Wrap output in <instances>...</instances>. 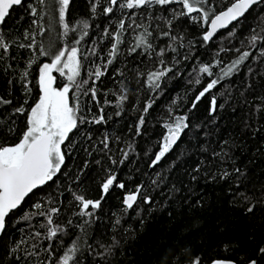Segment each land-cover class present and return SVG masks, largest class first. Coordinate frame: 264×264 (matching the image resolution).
I'll return each mask as SVG.
<instances>
[{
	"label": "trees",
	"instance_id": "1",
	"mask_svg": "<svg viewBox=\"0 0 264 264\" xmlns=\"http://www.w3.org/2000/svg\"><path fill=\"white\" fill-rule=\"evenodd\" d=\"M32 2L25 0L24 7H14L5 23L0 25V35L10 45L8 54L0 52L5 56L0 60V95L11 99L15 106L26 98L29 104H33L39 94L35 79L38 69L36 65L27 68V62L38 51V45L31 50L18 48L19 44L29 43L24 39L26 30L36 32L38 44L51 42L54 48L71 44L73 38L80 39L79 32L61 38L56 12L53 13L56 19H53L51 30L39 35L27 8ZM228 2L212 0L213 10H223ZM89 5L90 0H71L68 14L69 20L84 19L90 25L88 35L76 45L80 55L87 56L82 61L79 77L89 81L83 89L89 88L94 79V76L89 77V72L96 66L103 70L107 59L111 58L112 41L104 35V30L107 28L114 33L121 18L126 26L132 23L129 19L132 13L127 9L122 12L117 8L109 16L100 14L93 18ZM173 9L179 11L176 5L168 6L167 10L154 6L147 10L151 15H141V10H133L135 22L142 27L133 25L123 33L118 56L96 82L97 100L91 99L90 92L83 94V89L79 95L77 115L90 121L100 114L102 107L105 122L80 124L75 133L70 134L72 148H65L69 155L63 171L67 175L60 177L59 186L53 184L38 190L7 217L6 230L0 237V264H41V261H47L48 253L43 251L48 244L46 228L41 227L46 224V219L42 216H35L30 221L18 218L25 212H32L34 202L46 201L48 197L55 203H45V209L61 208L60 215L54 220L68 232L63 237V244L53 241L59 246L53 249L52 264L77 238L81 264H188L186 250L202 257V264H210L214 259L247 264L248 260L258 258V249L264 246V111L257 113L255 108L264 98V57L259 55L264 41L252 49L247 45V37L253 27L264 24L258 19L264 15V5L254 6L241 20L207 43L202 41L207 25H202L200 17L173 19ZM97 11L102 13V6ZM167 20L172 24L168 25ZM145 28L152 37L145 35ZM162 32H169V36L162 37ZM138 36L151 40L155 52L164 49V55L161 57L143 47L129 54ZM171 36L177 37L176 41H172ZM169 44L176 51L173 52ZM93 48L97 55L90 51ZM243 51H250L253 55L239 66L238 71L224 76V71ZM36 58L38 63L49 62L48 57ZM160 59L165 61L163 65L159 63ZM200 66H210L213 75L199 73ZM165 67H171L172 71L159 81L160 87L153 90L148 74ZM25 70L30 72L26 81L20 79ZM197 74L201 79L199 85L195 84ZM53 75L58 78V86L67 83L66 78L59 77L58 73ZM212 79L219 81L217 86L196 102L199 91ZM23 83H28L32 89L30 95H25ZM70 96L75 99V90ZM119 96L126 99L118 103ZM213 96L217 100L215 111L211 105ZM150 101L152 107L148 113H142V108ZM193 102L196 103L194 108ZM11 108L12 105L7 106L9 114ZM142 114L145 123L141 134L136 135V125ZM177 116H186L189 127L184 129L173 149L157 165L150 166L167 133L164 124L172 123ZM12 119L16 120L18 130L25 127L24 116L17 115ZM105 136L108 137V149H104L102 143ZM12 140L14 137L8 142ZM124 152H128L127 159ZM109 156L117 163L113 164ZM109 170L115 172L118 182L124 183L126 188L113 186L90 218V223L83 224V220L89 218L74 215L76 206L72 193L99 199L101 182ZM225 172L228 175L221 178ZM77 176L79 179H74ZM141 185L142 195L150 197L152 203L145 204L140 198L132 210L124 211L125 194ZM250 205L255 208L248 213L246 209ZM68 220L75 223L69 226ZM76 223L83 224V229L76 227ZM36 232L41 235L35 237ZM113 237L119 245L113 248L112 254L95 259L96 253L103 251L100 244L111 245ZM20 241L24 243L14 255L20 256L21 260L9 259L10 248ZM34 244L38 247L33 248ZM27 251L40 255L25 260ZM259 264H264V259H259Z\"/></svg>",
	"mask_w": 264,
	"mask_h": 264
},
{
	"label": "snow or ice",
	"instance_id": "2",
	"mask_svg": "<svg viewBox=\"0 0 264 264\" xmlns=\"http://www.w3.org/2000/svg\"><path fill=\"white\" fill-rule=\"evenodd\" d=\"M71 0H33L32 3H28L27 8L30 10V15L34 18L32 24L37 26L38 34L44 35L46 31L51 30L53 19V13H58V25L62 30L60 33L61 38L69 37V33H80V39L73 38L71 44H65L63 47L54 48V45L49 42L45 44L39 43L36 40V32H29L26 30L24 39L29 40L27 44H19L20 49L31 50L34 46L38 45V51L34 53L27 62V68L31 69L33 65H36L38 69V75L35 78L38 84L39 94L38 99L33 104H29L26 98L19 106L13 105V101L0 95V234H3L6 230V218L16 210L20 209L25 202L26 198L30 195H36L38 190H43L50 187L53 184L59 186L60 177L67 175L63 169L67 167L68 152L65 148H72V139L70 134H74L82 123H94L101 124L105 122V116L103 115V108L99 109L100 114L93 116L89 121L84 116H78L77 112L80 110L79 95L83 89V85L89 84L88 80H81L82 61L87 59V56L80 55V49L76 47L81 43L84 36L88 35L89 23L84 19L77 21H71L68 19L70 11ZM25 0H0V25H3L6 18L10 16V10L14 7H24ZM176 5L179 11L173 9V19L179 17H189L195 19L196 15L200 17L202 25H207L202 35V41L207 43L212 40L218 30L227 28L233 22L238 21L241 17L245 16L253 6L264 5V0H229L228 4L223 10L214 11L212 0H90L89 10L92 13L93 18L96 15L109 16L114 13L115 9L129 10L132 15L129 17L132 23L126 26L123 18L119 19L116 25V31L109 32L106 28L104 35L109 37L112 41L109 49V57L107 62L103 65V70L100 66H96L94 71L89 72V77H93L91 85L87 89H83V94L87 95L91 93V99L97 100V87L96 82L107 71L108 65L113 63V58H116L119 53V45L123 42V33L127 28L142 27L141 24L135 22L136 13L133 10H141V15L147 13L148 9L154 6H159L161 9H168V6ZM39 6V7H38ZM102 6V13L97 9ZM151 15V13H147ZM195 14V15H194ZM264 22V15L258 18ZM43 22V23H42ZM168 25L172 24L171 20H167ZM264 24H257L256 27L251 29L250 35L247 37V45L249 48L256 49L257 45L264 41ZM145 35L152 37V33L148 32L145 28ZM163 36H169V32H162ZM172 41H176L177 37L171 36ZM143 47L145 50H152L155 52L151 40L145 39L144 36L136 37V44L130 49L129 54L136 52L137 48ZM168 47L174 52L175 47L171 44ZM10 51V45L5 41L3 35H0V52L8 54ZM93 55H97L95 49H90ZM164 49H160L155 52L156 55L163 56ZM239 52L240 50L237 49ZM142 55L143 53H137ZM252 52L243 51L240 53L237 59L232 61V64L228 66L224 71V76H230L233 71H238L239 66L248 60L252 56ZM259 55L264 57V48L259 49ZM48 57L49 62L38 63L36 57ZM187 58V57H185ZM255 58V57H254ZM5 59V56L0 54V60ZM15 59V57H12ZM159 63L163 65L165 61L160 59ZM172 71L171 67H165L162 70H157L148 74V81L150 82L153 90L160 87L159 81ZM199 73L212 76L210 66H200ZM251 72V69H249ZM53 73H58L59 77L66 78L67 83H63L62 86H58L57 76ZM30 72L25 70L21 73L20 79L26 81ZM12 83L11 80L8 81ZM201 79L199 74L196 75L195 84L199 85ZM219 81L212 79L207 85L199 91L195 101L198 102L206 93H209L214 89ZM23 89L25 95H30L32 89L28 83H23ZM75 90V99L70 96V93ZM126 99L124 96L117 98L118 103ZM262 103L256 105L255 111L257 113L264 111V98ZM99 103V102H98ZM105 103H108L105 101ZM12 105L10 114L8 113L7 106ZM212 111H215L217 107L216 97L213 96L211 100ZM27 106V107H26ZM196 103L193 102L194 108ZM152 107V102H148L143 108L142 113H148ZM25 117V127L22 130H18L16 127V120L12 119L15 116ZM119 115V112L117 113ZM171 115V112L169 113ZM7 116V119H5ZM186 116L174 117L172 123H165L164 127L167 133L163 136L162 143L159 145V151L155 153L154 159L151 161L152 167L157 165L162 158L169 153L173 146L177 144V141L181 138V134L184 129L189 125L186 123ZM145 123V116L142 114L139 117L138 124L136 125V135L141 134V127ZM14 137L12 142H8L10 138ZM91 137H89L90 139ZM104 149H108V137L105 136L102 140ZM85 151H88L85 149ZM89 155L91 153L89 152ZM128 152H124V158L127 159ZM109 159L112 160L111 156ZM99 163V161H97ZM115 164L117 161L112 160ZM123 163V160L120 161ZM87 162L84 167L87 168ZM197 171L199 169H196ZM238 172L239 169H236ZM225 172L221 178L227 176ZM74 179L78 180L79 177ZM155 183V181H154ZM125 189L124 183L118 182V178L113 170H109L108 176L101 182L100 190L101 196L99 199H88L83 194L72 193V198L75 201L76 210L74 215L84 219L83 224L90 223V218L95 214V211L101 207L102 201L105 199L109 190L113 187ZM71 190V189H69ZM63 195V192H61ZM142 198L143 203L151 204L152 200L148 196L142 195V185L137 186L134 191L127 192L123 198V204L125 206L124 211L132 210L138 199ZM247 199V198H246ZM45 203L52 205L55 201L48 197V199L34 202L31 206L32 212H25L23 216L18 219L30 221L35 216H42L46 219V224H41L42 228H46L45 239L48 241L47 247L43 248V251L48 253L47 261H41V264H52L53 261V249L58 247L59 244H54L53 241H59L63 244V237L68 234L65 227L57 224L54 217H57L61 213L59 207H48L45 209ZM255 205H250L246 212L251 213L254 211ZM75 222L68 220L67 224L72 226ZM119 224V219L116 220ZM83 224L76 223L75 226L83 229ZM40 232L34 233L35 237H39ZM113 243L105 246L100 244V248L103 251L96 253L95 259H103L106 256L112 254L113 248L119 245V241L113 237ZM24 241H20L15 247L10 248L7 253L9 259H15L20 261V256L14 254L20 247V244ZM38 245H33V248ZM91 248V245H89ZM79 238L70 242V245L66 247L63 254L56 258L54 264H81L78 254L80 253ZM91 254V253H90ZM39 252L27 251L24 259L35 256L38 257ZM188 264H202V257L195 255L190 250L185 251ZM257 259H250L247 264H259V259H264V246L258 249ZM211 264H235V261L231 260H212Z\"/></svg>",
	"mask_w": 264,
	"mask_h": 264
},
{
	"label": "water",
	"instance_id": "3",
	"mask_svg": "<svg viewBox=\"0 0 264 264\" xmlns=\"http://www.w3.org/2000/svg\"><path fill=\"white\" fill-rule=\"evenodd\" d=\"M17 7H18V6H17ZM253 7H254V6H253ZM10 11H11V10H10ZM249 11H250V10H249ZM247 13H248V12H247ZM247 13H246V14H247ZM246 14H245V15H246ZM243 17H244V16H243ZM243 17H241L239 20H241ZM239 20H238V21H239ZM238 21H236V22H238ZM236 22H233L232 24H230V25H229L227 28H225V29L218 30L217 33L214 35V37H216L219 33H221V32H223V31L227 30L230 26H232V25H233L234 23H236ZM214 37H213V38H214ZM210 41H211V40H210ZM6 219H7V218H6ZM1 235H2V234H0V237H1ZM210 264H211V263H210ZM235 264H236V263H235Z\"/></svg>",
	"mask_w": 264,
	"mask_h": 264
}]
</instances>
